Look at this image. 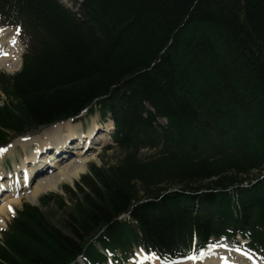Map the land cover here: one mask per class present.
<instances>
[{"label": "trees", "instance_id": "16d2710c", "mask_svg": "<svg viewBox=\"0 0 264 264\" xmlns=\"http://www.w3.org/2000/svg\"><path fill=\"white\" fill-rule=\"evenodd\" d=\"M0 12L30 39L22 68L0 73V144L96 103L119 154L25 204L0 264H101L94 238L127 256L241 232L264 251V0H0Z\"/></svg>", "mask_w": 264, "mask_h": 264}, {"label": "bare ground", "instance_id": "6f19581e", "mask_svg": "<svg viewBox=\"0 0 264 264\" xmlns=\"http://www.w3.org/2000/svg\"><path fill=\"white\" fill-rule=\"evenodd\" d=\"M9 32V37L5 34V30H0V39L3 41V43L0 45V68L5 67L7 70H13L14 68H19L22 63V47L16 43L14 40H12V37L10 35H14L15 31L12 30H6ZM3 51V52H2ZM82 127L81 123H71L70 121H66L63 123H58L49 126L47 129H44L41 134L36 135L34 137H28L23 139L22 143L23 146L29 145L33 141L38 142V146L40 147L39 151H35L33 153H30L27 155L20 167L22 169H25L28 172V176H32V166L29 167V164H32L33 166L36 160L38 159V156H41L42 152L46 150L47 146L45 145H53L55 149H68L72 147L74 149L75 145L69 144V139L76 138L82 134V130L79 128ZM113 127V124L111 121L108 122L106 131H110ZM97 128L96 124H94L92 127L88 130V136L89 139L92 142H89V140L84 141L87 150H83L85 147H83L81 150L76 152V155L71 157L68 156L67 159H59V155L56 154V151L54 154L51 153L50 156L44 157V162H50L51 165L55 166L54 170H49L46 174H44L41 178L36 179V181L30 186L32 189L30 193H27V198L30 199L32 202L36 201L37 195L39 192L47 189H56L58 188V185L61 182H69L71 184H74L76 179L80 176L81 173L85 172L88 166V162L95 158L97 156V153H91L89 152L92 149V146L97 144L95 140V135L92 136L91 133ZM87 136V137H88ZM92 137V138H91ZM89 144H92L90 146ZM14 144H10L7 148L8 153H12ZM45 146V147H44ZM37 147V149L39 148ZM46 148V149H45ZM77 149V148H76ZM66 152V150H65ZM2 154V153H1ZM68 153H66V156ZM96 155V156H95ZM3 157V155H2ZM40 158V157H39ZM43 160V159H42ZM43 162V161H39ZM38 162V163H39ZM44 163V165L46 164ZM43 164V163H41ZM43 165V166H44ZM41 166V165H40ZM16 169L18 167L16 166ZM2 175V173H0ZM28 191V189L25 191V193ZM3 203L0 204V223L5 222L4 219L8 218V216L14 212L15 205L21 202V197L16 198L14 196H10V198L6 197L2 200ZM1 228V227H0ZM238 251V250H236ZM237 255L241 256L242 258H246V254L244 253H238ZM245 255V256H244ZM139 261H143L144 264H151L150 261L153 264H159L156 259L151 258L150 261L145 258L144 256L139 257ZM199 264V263H198ZM203 264H235L226 260V258H222L219 260H207Z\"/></svg>", "mask_w": 264, "mask_h": 264}, {"label": "rangeland", "instance_id": "374dc122", "mask_svg": "<svg viewBox=\"0 0 264 264\" xmlns=\"http://www.w3.org/2000/svg\"><path fill=\"white\" fill-rule=\"evenodd\" d=\"M68 6H70V7H72L73 9H75V7H76V4H75V2L74 1H72V0H63ZM6 31V30H5ZM22 42V41H21ZM22 57V56H21ZM20 68H14L13 70H7L5 67H2V68H0V73H3V74H6V75H9V74H13V73H15V72H17L18 70H19ZM3 100L4 99H0V104H2L3 103ZM82 123V127H83V129H88L92 124L94 125V124H96V126H97V128H96V130L98 129V127H99V124L102 122L101 121V119H100V116H99V112H96L94 115H87V113H85V115H83L82 116V118H81V120H79V121H77V123ZM95 122V123H94ZM98 122H99V124H98ZM92 125V126H93ZM107 125H108V123L106 124V127H104L105 129H104V131H103V129H102V132H100L99 134V136H104L105 134H106V128H107ZM91 126V127H92ZM41 134V133H40ZM37 135H39V134H37ZM34 136H36V134H34V135H31V136H29V137H34ZM99 138H101V137H99ZM95 139H96V136H95ZM22 141H23V139H19V140H17V141H15L13 144L15 145V143L16 142H18V143H20V145H21V147L22 148H24V149H26L27 147H28V145H26V146H23V143H22ZM35 142H37V141H35ZM86 144V143H85ZM103 139L101 140V142H100V146L98 147V145H99V143L98 144H95V145H93L92 146V149H91V151L89 152V154H91V153H94L93 151H95L96 153H97V156L95 157V158H93V159H91L89 162H88V166H87V169H88V167L90 168V166H91V164H93V163H95V165H97V166H101V165H103V164H105V163H113V162H115L117 159H118V157H119V154L117 153V148H113L112 150L110 149V150H106V145L108 144H103ZM20 146H19V144L18 145H16L15 146V148H14V146H13V149H12V154L11 153H8V154H5L4 156H5V158H4V160H3V162L4 163H9V160H11V161H15V162H21L22 160V156H23V154H25V152H22V148H21ZM95 147V149L93 150V148ZM26 152H30V149H27L26 150ZM144 152H148V153H150V152H152L151 150H148V149H146ZM41 157H42V159H41ZM46 158V157H45ZM41 159V161H43V162H39L40 163V165H44V163H46V162H44V160H46V159H44V157H43V155L41 154V156H40V158H39V160ZM41 163H43V164H41ZM3 164V163H2ZM2 164H0V165H2ZM40 165H38V166H40ZM86 169V171L85 172H83V173H81L80 174V176L76 179V181H75V183L74 184H71V183H69V182H61L59 185H58V188H56V189H47V190H43V191H41V192H39V194L37 195V197L38 198H36V200L37 201H35L34 203L35 204H37V205H40L39 204V197L41 196V195H44V194H46V193H50V192H52V193H56V194H60V195H66V193H65V191L63 190V186H69V187H71L72 189H76V184L78 183V182H80V180H81V177H82V175L83 174H85V173H87L88 172V170ZM3 174V173H2ZM31 202V200L30 199H28L27 198V196L26 197H24L22 200H21V202L20 203H18L17 205H15V206H18L17 207V209H20L21 208V206L23 205V203L24 202ZM15 211V210H14ZM52 218H54V220L55 221H57L58 220V218L62 215V212L61 211H58L56 208H54L53 210H52ZM15 215V213L14 214H11V215H9L8 216V218H5V222H1L0 223V239L2 238V233H3V231L5 230V229H7L8 227H9V223H10V221H11V219L13 218V216ZM53 215H54V217H53ZM82 263V258H79V260H78V262H77V264H81ZM249 264H252V262L251 263H249Z\"/></svg>", "mask_w": 264, "mask_h": 264}]
</instances>
